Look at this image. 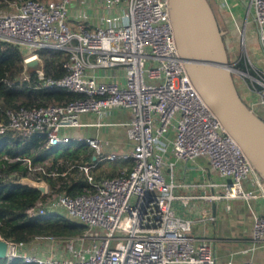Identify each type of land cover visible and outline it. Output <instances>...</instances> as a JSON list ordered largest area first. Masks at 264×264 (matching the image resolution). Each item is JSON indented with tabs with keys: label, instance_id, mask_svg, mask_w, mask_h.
Wrapping results in <instances>:
<instances>
[{
	"label": "built area",
	"instance_id": "built-area-1",
	"mask_svg": "<svg viewBox=\"0 0 264 264\" xmlns=\"http://www.w3.org/2000/svg\"><path fill=\"white\" fill-rule=\"evenodd\" d=\"M72 1L6 0L5 7L0 8V40L19 44L23 78L34 72L44 86L82 95L64 104L7 110L4 127L43 137L47 148L76 140L93 149V161L76 160L63 168L61 162L52 165L49 160L33 161L21 155L11 158L24 165L23 176L36 180L44 176H82L85 182L73 195L60 190V180L50 185L45 179L47 192L26 213L36 216L64 209L85 225V231L60 236L68 242L67 252L45 257L28 252L27 242L0 236L7 241L6 258L21 257L26 263L36 264H216L210 240L191 234L195 221L212 220L214 216L206 214L205 209L193 218L175 211V200L187 206L199 197L245 201L253 219L250 249L263 246L264 208L258 211L254 203L260 200L264 206V178L187 73L175 41L168 0H78L82 8L98 12L97 25L83 19L82 9L71 23L68 4ZM222 4L229 6L227 0ZM249 14L264 51V0H247L246 18ZM242 43L245 53L229 61V69L264 104V68L252 61L246 42ZM38 48L67 53L62 76L45 74ZM36 59L40 61L37 67L27 66ZM239 59L244 69L235 65ZM115 68L122 69V79H117ZM111 108L131 111L130 120L124 123L130 150L105 155L101 138L73 137L65 131L83 124L80 114L94 112L103 117ZM93 124L112 123L97 120ZM170 127L172 139L167 137ZM168 141L176 159L208 158L220 178L219 183H211L217 186V192L176 194V184L164 173L166 166L171 178L174 171V162L166 164L165 160ZM102 159L125 164L115 176L96 178L92 169ZM240 264L258 263L248 259Z\"/></svg>",
	"mask_w": 264,
	"mask_h": 264
},
{
	"label": "trees",
	"instance_id": "trees-1",
	"mask_svg": "<svg viewBox=\"0 0 264 264\" xmlns=\"http://www.w3.org/2000/svg\"><path fill=\"white\" fill-rule=\"evenodd\" d=\"M5 5L6 0H0V8ZM36 51L42 60L45 74L60 77L65 73L62 63L68 56L66 52L51 48H38ZM235 65L244 69L242 59ZM23 69V53L19 44L0 40V122L3 123L0 126V236L16 242H30L38 236L81 235L85 231V225L66 213L58 210H47L36 216L26 213V209L40 198V192L18 182L26 174V168L20 161L11 158L21 155L30 157L33 161L49 160L52 165L61 162L63 168L68 162L91 161L94 154L92 149L80 142L73 147V141L47 148L43 144V137L28 136L19 130L5 128L4 124L8 121L7 110L14 111L21 106L43 103L64 104L82 95L59 87L44 86L34 72H30L29 78L25 79ZM120 169L112 167L94 175L96 178L115 176ZM44 178L50 185H55L60 180V190L71 195L80 192L85 182L77 174H69L67 178ZM0 264L36 263H26L21 257L13 260L5 257L0 258Z\"/></svg>",
	"mask_w": 264,
	"mask_h": 264
},
{
	"label": "crops",
	"instance_id": "crops-1",
	"mask_svg": "<svg viewBox=\"0 0 264 264\" xmlns=\"http://www.w3.org/2000/svg\"><path fill=\"white\" fill-rule=\"evenodd\" d=\"M227 1L229 6L223 5V0H210L219 24L221 22L224 24V26L221 24L220 25L223 26V29L225 30V36L228 35L229 39H234L237 28L240 29L242 27L241 23L243 22V26L245 27L247 22L246 17L244 16L246 12L247 0ZM76 5H79L77 9L75 8ZM242 5L244 6L245 10L244 14L240 10ZM68 8L69 21L71 23L79 9H82L84 11L83 19L85 21L91 25L99 24V19L97 16L98 12L88 8H82L79 1L71 2ZM250 19L251 27L255 28L256 30V25L252 19V16ZM231 26H235V29L233 30ZM241 29L244 28L242 27ZM254 63L257 66L262 67L261 64L258 65L256 62ZM114 72L117 75V79H122L123 76L121 68H115ZM236 83L240 95H244L247 101H252L256 106V111L264 113V104L259 102L258 95L254 91H251L249 88H247L246 84L241 79L237 80ZM130 118L131 111L128 108H111L103 117L98 116L94 112H86L80 114V122L83 124L74 128L82 129L86 132L88 128L93 130L92 133H87L84 136L99 137L101 139L102 137H105L106 140L102 139L104 141V149L108 143L107 136L110 135L113 130L111 128L113 127H117L119 130H121L122 136L127 139L124 123L128 122ZM97 120L104 122L107 121L112 124L99 126L94 125L93 123ZM66 132L68 133V131ZM173 135V130L170 127L167 137L172 139ZM80 136L83 135L80 134ZM168 143V149L165 153V160L166 164L171 161L174 162V171L172 178L170 176L168 166H166L164 173L168 181L172 179V181L176 184L175 192L177 195H209L218 191L217 186H212L211 183H219L220 178L211 168L207 157L199 156L188 161L176 159L171 152V143L169 141ZM128 145L130 150L131 142L129 140ZM127 165L130 167L131 162L129 161ZM174 205L176 206V213L183 217H196L202 211V209L206 210V214H211L214 216V219L212 220L195 221L192 225L191 234L197 238H207L210 240L217 259L216 264H228V261H231L232 264H240L248 259H252L258 264H264V245L253 250L250 249L253 219L245 201L240 199L226 198L207 200L206 198L199 197L196 198L192 204L187 206H181L178 200L174 201ZM254 206L258 209V211H262L264 208L263 202L260 200L256 201Z\"/></svg>",
	"mask_w": 264,
	"mask_h": 264
},
{
	"label": "water",
	"instance_id": "water-1",
	"mask_svg": "<svg viewBox=\"0 0 264 264\" xmlns=\"http://www.w3.org/2000/svg\"><path fill=\"white\" fill-rule=\"evenodd\" d=\"M168 7L179 56L187 73L264 178V117L239 93L229 69L225 30L217 20L210 0H168ZM39 63L36 59L27 62V66L35 68ZM18 182L37 189L40 196L47 192L45 179L22 176ZM6 252L7 241L0 239V258H5Z\"/></svg>",
	"mask_w": 264,
	"mask_h": 264
},
{
	"label": "rangeland",
	"instance_id": "rangeland-1",
	"mask_svg": "<svg viewBox=\"0 0 264 264\" xmlns=\"http://www.w3.org/2000/svg\"><path fill=\"white\" fill-rule=\"evenodd\" d=\"M72 2H78V0H74ZM70 5V4H68ZM79 5H76L75 8L77 9ZM241 12L244 14V6L240 8ZM246 17V15L244 14ZM251 15L249 14L246 18V25L243 26V23H241L242 27H244L245 33L242 32V27L236 30V35L234 36V39H229V36H225L227 39V46H228V54H229V61L232 59H235L239 56V54L245 53V48L243 47L242 41L244 40L246 42V52L247 55L252 59L253 62H256L258 65L261 64L264 68V51L262 49V46L260 44V41L258 40V35L256 33L255 28L251 27L250 22ZM245 19V18H244ZM221 25L224 26V24L221 22ZM220 25V26H221ZM223 26H221L223 28ZM232 29H235V26H231ZM244 34V36H243ZM226 35V34H225ZM253 40V41H250ZM234 78L237 80H240V77L233 74ZM248 104L256 111L255 104L248 100ZM259 113V111H256ZM80 120V116H79ZM110 129V127H109ZM113 129L110 135L107 136L108 143L106 144L105 148L103 149V154H108L110 151L123 153L129 150L128 140L124 138L121 134V130H119L117 127L111 128ZM66 131H68L69 134H71L73 137H78L81 135H86L87 133H92V129L88 128L87 132L83 131L82 129H75V128H68ZM102 137V136H101ZM102 139L106 140L105 137H102ZM73 141V147L75 145H78V142L76 140ZM91 161H93L91 159ZM125 163L121 160L116 161H110L108 159H102L99 161V163L92 169V173H102L105 170H108L109 168H122L121 166ZM58 211H61L62 213L67 212L64 209L55 208ZM27 251L32 253H38L41 256L45 257L49 254H59V253H66L68 250V242L64 240L63 238L55 237V236H38L31 240L30 242H27Z\"/></svg>",
	"mask_w": 264,
	"mask_h": 264
},
{
	"label": "flooded vegetation",
	"instance_id": "flooded-vegetation-1",
	"mask_svg": "<svg viewBox=\"0 0 264 264\" xmlns=\"http://www.w3.org/2000/svg\"><path fill=\"white\" fill-rule=\"evenodd\" d=\"M242 98H243L245 101H247V100L245 99V96H244V95L242 96ZM259 114H261V116L264 117V113H263V112H259Z\"/></svg>",
	"mask_w": 264,
	"mask_h": 264
}]
</instances>
